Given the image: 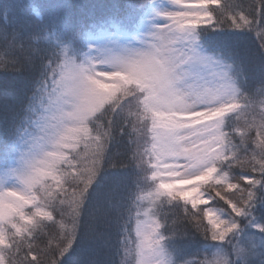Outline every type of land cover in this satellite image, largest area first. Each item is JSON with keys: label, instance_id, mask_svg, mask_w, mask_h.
<instances>
[{"label": "snow or ice", "instance_id": "1", "mask_svg": "<svg viewBox=\"0 0 264 264\" xmlns=\"http://www.w3.org/2000/svg\"><path fill=\"white\" fill-rule=\"evenodd\" d=\"M173 3L176 10L164 14L167 23L152 34L153 40L146 49L112 58V64L126 65L124 72L101 74L94 66L78 63L59 51L48 52L44 64L46 75L41 83L48 103L43 105L45 114L41 117V128L42 139L49 147L24 178L26 191L23 194L18 197L17 192L0 194V249L12 248L5 225L18 234L27 231L24 225L51 221L59 230L58 237H49L43 247L32 243L24 251L15 248L23 264H62L80 235L81 216L90 189L101 172L116 168L139 172L145 167L152 169L154 190L146 191L136 184L134 198L128 197L131 203L127 216L121 219L117 205L123 179L117 177L106 193L110 209L117 207L116 216L104 214L105 222L123 225L120 246L126 253L130 245L135 246L136 264H194L193 260L174 256L164 246L166 239L187 235L189 229L205 240L217 242L216 250L224 243L231 244L233 255L238 259V243H233L230 237L242 229L240 218L246 219L254 229L255 242L249 254L264 257V223L257 222L254 215L257 204L264 207V196L258 198L256 192L257 186L264 184V125H249L243 132L238 127L231 129L233 135L248 138L243 145L246 155L241 163L242 170L249 175L236 178V182H231L227 174L221 175L217 183L223 184L222 189L214 196L209 193L207 199L200 184L201 178L214 167V160L224 158L222 153L215 154L213 148L215 142L230 139L221 131V125L228 122L230 115L249 107L241 105L238 86L249 53L225 36L206 35L201 40L195 34L198 27L214 33L251 31L257 42V50L251 57L264 61V0H252L255 7L240 11L227 9L226 2L221 3V0H195L191 6L183 7L180 6L182 0H173ZM18 12L19 21L16 17L9 18L5 12L0 36L8 39L11 27L9 43L17 38L33 41L36 35H24L32 24L27 0H18ZM28 47L33 52L39 51L33 44ZM6 67L5 62H0V70ZM28 67H35L30 58ZM117 76L128 77L123 86L113 82ZM129 86L143 95L128 92ZM189 98L194 100L189 103ZM133 104L148 121V141L134 134L131 117L124 115L125 109ZM114 129L120 134L126 132L128 144L132 146L130 155L119 161L108 154L115 139ZM117 155L125 154L118 152ZM171 160L184 161L181 165L184 171L177 172L175 167L169 166ZM48 179L55 183L58 191H52L46 183ZM177 181L197 186L192 188L189 197L184 192L170 190ZM41 190L44 194L38 196ZM113 197L116 205L112 203ZM217 197L227 205V209H221L226 211V218L209 206ZM145 200L154 208L145 209L142 203ZM178 200L184 201L183 214L172 208L164 211L165 203ZM54 203L56 209H53ZM29 205L31 208L26 211ZM201 205L204 207H199ZM53 210H59L58 221L53 218ZM97 211L98 208L90 213L91 219L97 218ZM14 218L21 223L14 222ZM165 230L168 237L164 235ZM162 254H166L167 259L156 262L154 258ZM215 254L216 251L206 253L205 258L195 264H212ZM2 259L4 257L0 256ZM260 264H264V259Z\"/></svg>", "mask_w": 264, "mask_h": 264}, {"label": "trees", "instance_id": "2", "mask_svg": "<svg viewBox=\"0 0 264 264\" xmlns=\"http://www.w3.org/2000/svg\"><path fill=\"white\" fill-rule=\"evenodd\" d=\"M136 1L140 0H27L28 18L32 24L31 27L26 29L24 35L33 33L37 38L27 42L17 38L9 43L11 27H9L8 39L0 36V59H2L0 62H5L7 65L6 70H0V161L7 159L19 133L28 125L30 109L35 102L33 99L41 88V83L46 75L44 64L48 59V52L59 51L61 55H74V51L81 47L79 40H84L92 32H95L98 24L110 19H120L123 13L129 12V9H132V6L138 3ZM221 3H225L224 7L227 9L237 11L255 7L252 0H221ZM5 12H7L9 18L16 17L19 21L18 0H0V23L4 21ZM197 34L201 40L206 35L225 36L240 49L247 50L249 57L244 61V76L238 80L240 92L250 94V97L254 99V104L264 105V61L251 57V54L257 50L254 33L247 30L237 32L226 30L223 33H214L205 27H198ZM29 44H33L39 51L33 52L28 47ZM29 58L34 63V68L28 67ZM19 65H23V67H18ZM240 103L241 105L247 104L245 97H241ZM135 108L140 116L136 105ZM253 108L250 109L251 112L255 110V106ZM124 115L131 117L135 125L134 134L138 136V126L141 123L137 125V122L140 117L134 119L131 114L127 113L126 109ZM234 115L227 117L228 122L224 124V132L230 137L231 141L237 142L235 140V137H237L244 140L245 144L248 141L247 136L244 135L243 139L242 135H233L231 129L238 127L240 131H243L249 125L237 122V116L235 118ZM114 119L116 118L114 117ZM250 122V125H257L254 114L250 116ZM146 125L147 123H143V132ZM113 134L115 139L110 144L108 154L114 156L117 161L126 159L127 155H130V148L132 147L128 144L127 133L120 134L114 129ZM118 152L125 155H117ZM245 155L244 147H240L239 156L234 160L235 162L222 164L218 169L219 171H216L211 179L213 183L206 184L203 190L208 195L211 193L214 196L215 192L223 187L222 183H217V179L221 175H229L231 182H236V178L242 175H249L248 172L242 170L241 162L244 160ZM148 175L146 168L139 172H134L130 168L105 169L101 172L96 184L90 189L89 199L81 216L80 235L62 264H121L123 251L119 237L122 235L123 225L115 222H105L104 214L107 213L108 216L115 217L118 207L121 219L126 218V210L131 203L128 197L131 195L134 198L136 184L141 186L142 179H145ZM117 177L123 179L119 204L117 207L110 209L106 193L112 188L113 181ZM141 188L144 187L141 186ZM256 192L258 198L264 196V184L258 185ZM97 193H100V195H97ZM161 199L166 201L167 197ZM146 202H142L145 208ZM112 203L113 205L117 204L115 197H113ZM156 203L159 204L160 201L157 200ZM211 205L216 206L215 210L220 213H226L221 209H227V205L218 197L211 201ZM183 207L184 201L178 200L172 204L165 203L163 209L168 211L172 208L178 214H183ZM188 207L190 208L191 205L189 204ZM199 207H204V205ZM97 208L99 209L96 212L97 218L93 220L90 218V213ZM53 209H56L55 204H53ZM47 210L50 211V209ZM169 215H171L170 212ZM254 215L257 222L264 223V207L260 204H257ZM53 218L57 221L60 219L59 210H53ZM240 223L243 226L242 229L230 239L233 243H240L251 248L254 229L248 225V221L244 218H240ZM58 230V225H54L51 221H45V224H38L28 234H26V231L22 235L18 234L17 237L11 234L9 237L12 248L6 249V264H23L22 256L15 253V248L19 247L21 251H24L27 245L32 243H38L43 247L49 237H58ZM6 231L9 235V230ZM164 235L169 236L167 230L164 231ZM36 237H38V240ZM165 244L174 252V256H178L181 260L185 258L193 260L194 264L198 260H203L206 253L210 255L217 249V242L205 240L202 235L193 233L190 229L187 235L166 239ZM222 247H231V244L224 243ZM256 251L259 252L258 249ZM209 259H211V256H209ZM261 259H264V257L257 254L253 255L251 261L260 264Z\"/></svg>", "mask_w": 264, "mask_h": 264}, {"label": "rangeland", "instance_id": "3", "mask_svg": "<svg viewBox=\"0 0 264 264\" xmlns=\"http://www.w3.org/2000/svg\"><path fill=\"white\" fill-rule=\"evenodd\" d=\"M136 2L138 3L133 5V8L129 9V12L123 13L120 19H110L103 22L102 24H98L95 32H92L90 35H88L86 39L79 40L81 47H78L77 50L74 51V55L70 57H73L78 63H84L86 66H94L97 71H100L101 69L108 68L112 65L111 60L113 57L126 56L137 50H143L147 48L153 40L152 34L158 30L159 26L167 23V18L164 14L175 11L177 6L173 3V0H140ZM194 3L195 0H182L180 6H191ZM195 34L198 35L197 29L195 30ZM241 94L243 97H245V99L247 97L246 100L249 107L246 109L244 108L240 113L235 114V118L236 116L238 117L237 122H243L245 125H250V116L254 114L257 123L256 126L264 125V105H260V103L254 104V99L250 97V94H243L242 92L239 94V99L242 97ZM193 100L194 98H189V103H191ZM33 101L35 102L30 109L28 125L21 133H19L16 141L12 145L7 159L5 161H0V194L11 193L15 195L17 192V197L23 194V192L26 191L24 178L30 172L32 165L42 157L43 152L49 147V145H47L42 139L44 132L41 128V124L43 123L41 117L45 114L43 105L48 103V98L44 94L42 87L35 95ZM253 106H255V110L251 112L250 109H254ZM130 109L133 110L130 111ZM126 111L129 115L131 114L134 119L140 117L139 121L137 122V125L138 123H141V125L138 126V136L142 140L148 141L149 138L146 134V126L144 127L143 132V123H147L148 125V121L144 118L143 114L140 113L139 116L138 111L135 108V104L126 108ZM221 131H224V125H221ZM204 134L207 135V133ZM242 136L244 139V135ZM235 140H237V142H233L229 138H225L223 142L217 141L213 144L214 153H222L224 158H216L213 162L214 167L210 168L207 175L201 178V190L205 193V199L208 198V194L203 190V187L208 183H213L211 179L213 178L217 169H219L222 164H230L238 158L240 147H243L244 140H240L237 137H235ZM168 164L169 166L175 167L177 172L184 171V167H181V165L184 164V161L182 160H171L168 161ZM145 168L149 175L146 176L145 179H142L141 186H143V189L146 191H153V181L151 179L152 169L148 167ZM164 174L169 175L170 173ZM46 183L51 186L53 192L58 191L55 183L51 181V179H48ZM157 183H159V181H157ZM196 186L197 185L177 181L171 185L170 190L177 193L184 192L186 196L190 197L192 195V188ZM65 187H67V185H65ZM43 194V190H41V192L38 193V196ZM17 197H11L10 199L14 200ZM209 206H213L214 210L217 208L211 204ZM153 207L154 205L149 204L148 201L146 202L145 209ZM30 208L31 205H29V207L25 210L28 211ZM44 210L49 211L46 208ZM215 211L218 215H221L222 218H225L227 214L220 213L217 210ZM14 222L18 224L21 223L18 218H14ZM37 225L38 224L24 225L27 227L26 234H28L29 231H31ZM4 227L6 230H9V241L11 240L9 237L11 234L16 235L17 237L18 234L22 235V233L25 232L21 231V234H17L15 230L8 225H5ZM132 238L135 239L134 232L132 234ZM252 242H255L253 238ZM130 246L129 252L126 253L122 250L123 264H136L138 259L135 253V246ZM164 246L168 252L174 255V252L167 247L165 241ZM6 249L7 248L0 249V256L4 257V259L0 260V264H6ZM154 259L156 262H159L161 259L166 260L167 255L162 254L161 257H156Z\"/></svg>", "mask_w": 264, "mask_h": 264}, {"label": "clouds", "instance_id": "4", "mask_svg": "<svg viewBox=\"0 0 264 264\" xmlns=\"http://www.w3.org/2000/svg\"><path fill=\"white\" fill-rule=\"evenodd\" d=\"M124 71H126V65L112 64L110 67L101 69L99 72L101 74H115ZM126 79H128V77L117 76L116 80H114L113 82L123 86V82ZM128 92L137 93L138 95H143V93H139L134 86H129ZM215 251L216 254L212 258V264H251V260L253 258V255L249 254L250 248L240 243L237 244L236 254L239 256L238 259H236L233 255L234 249L232 248V246L222 247L219 250H215Z\"/></svg>", "mask_w": 264, "mask_h": 264}]
</instances>
